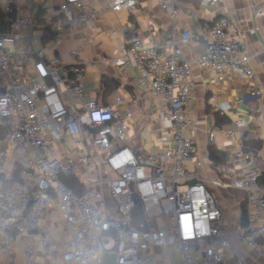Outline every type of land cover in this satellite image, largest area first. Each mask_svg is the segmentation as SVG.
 Listing matches in <instances>:
<instances>
[{
    "label": "built area",
    "instance_id": "obj_1",
    "mask_svg": "<svg viewBox=\"0 0 264 264\" xmlns=\"http://www.w3.org/2000/svg\"><path fill=\"white\" fill-rule=\"evenodd\" d=\"M22 1L29 2L0 0V73L4 76L0 117L8 121L7 131L0 138V161L5 155L2 143L26 154V175L32 176L35 184L27 190H0L1 249L9 252L16 242H22L19 264H103L104 251L114 252L117 264H249L240 256L242 246L264 257V187L258 182L261 168L254 154L240 143L236 156L244 168L241 175L227 163L215 167L220 176L218 185L245 194V224L239 222L231 230L235 245L220 228L221 211L205 181L195 178L187 168L196 159L195 140L183 135L193 126L192 66L181 58L179 43L194 34L183 29L177 39L168 36L145 45L141 33L131 27L129 45L116 56L122 66L138 68L140 81H151L152 95L162 98L167 108L165 117L174 146L140 155L126 143L129 115L116 106L125 99L117 96L111 104H98L84 98L86 62L79 58L77 49L70 50L72 63L59 66L58 58L46 54L43 48L16 46L20 31L37 25L33 15L18 14ZM92 1L95 0H61L60 10L65 16L76 12L79 21L92 23L104 10L131 11L140 2L105 0V6L98 9ZM200 2L219 4V0ZM158 3L173 18L177 15L172 0ZM44 24L50 26L54 39L59 41L68 21L49 15ZM195 65L209 73L210 83L222 82L232 73L243 75L250 81V94H260L256 72L237 28L228 18L209 26L205 49ZM62 90L79 104L78 110L65 104ZM235 125L234 131L224 130L225 136L242 137L243 121L238 119ZM84 131L94 154L102 157L113 177L83 180L78 187H69L61 176L79 181L93 170V155L87 149ZM213 136L210 131L209 137ZM63 140L71 151L60 144ZM102 182L108 184L113 211L97 204ZM52 197L57 198L55 210L64 221L68 240L55 242L51 246L54 260L45 262L35 258L34 230ZM155 204L161 207L165 224L159 223L160 215L152 212ZM136 206L142 215L138 222L133 215ZM111 237L112 248L105 249ZM166 246L176 250L175 256L160 251Z\"/></svg>",
    "mask_w": 264,
    "mask_h": 264
},
{
    "label": "crops",
    "instance_id": "obj_2",
    "mask_svg": "<svg viewBox=\"0 0 264 264\" xmlns=\"http://www.w3.org/2000/svg\"><path fill=\"white\" fill-rule=\"evenodd\" d=\"M158 1L140 0L131 11L104 10L92 23L79 21L77 13L73 11L65 16L60 10L61 0H29L28 4L22 1L18 14L33 15L37 25L29 30H21L15 44L30 46L33 50L43 48L46 54L58 58L59 66L72 63L74 56L70 50L77 49L79 58L86 62L84 98L94 99L98 104H111L117 96L123 97L125 101L116 106L120 112L129 115L126 143L136 154L146 155L174 146L170 141L169 120L165 117L166 104L162 98L152 95L149 79L140 81L136 66H122L116 56L129 45L131 27L141 33L145 45L161 42L168 36L177 39L183 29L190 30L194 37L179 43L181 58L192 66L190 108L193 126L185 129L183 135L195 140L194 160L199 161L200 165L192 160L187 168L195 178L205 181L221 211L218 222L220 228L235 245L231 230L240 222L242 204L247 211L245 194L241 190L218 185L220 176L215 167L227 163L235 168L237 175H241L244 168L236 156L240 143L245 141L253 149L260 144L257 153L252 148L249 151L254 154L261 168L258 182L264 187V0H219L218 6L190 0H172L178 9L174 18L160 8ZM91 3L98 9L106 4L105 0ZM49 15L68 21L59 41L54 39V35L43 31L40 20L45 21ZM220 18H228L237 28L249 63L257 75L259 95L250 94V81L243 75L232 73L222 82L210 83L209 73L195 65V60L205 49L209 26ZM3 89L4 76L0 73V93ZM61 96L69 108L79 109V104L72 102L67 91L62 90ZM238 119L244 123L242 137L225 136L224 130L227 128L233 131L237 129L235 121ZM4 122L6 120L0 117V124ZM210 131L214 132L212 139L209 137ZM83 133L87 149L93 155V170L83 174L79 183L83 180H102L104 176L113 177L102 157L94 154L87 132ZM60 144L72 150L65 140ZM1 146L5 147V155L0 161V190L15 187L32 189L35 182L32 176L26 175V154L4 143ZM210 149L219 154L221 161L216 162L210 157ZM101 190L102 196L97 204L113 211L115 206L106 182H102ZM56 203V197L48 200L44 214L34 230L35 258L39 261H53L51 246L55 242L65 243L68 240L64 221L55 210ZM158 222L165 224L167 219L159 218ZM23 246L22 242H16L9 252H4L0 247V264H19ZM160 251L172 256L176 254V250L169 246ZM239 252L241 258L249 264H264V257L249 246L239 247Z\"/></svg>",
    "mask_w": 264,
    "mask_h": 264
},
{
    "label": "trees",
    "instance_id": "obj_3",
    "mask_svg": "<svg viewBox=\"0 0 264 264\" xmlns=\"http://www.w3.org/2000/svg\"><path fill=\"white\" fill-rule=\"evenodd\" d=\"M190 1H193L194 3H196V2H197V3H200V0H190ZM53 18H54V17H53ZM54 19H57V18H54ZM40 23H45L44 19H43V20H40ZM43 31H44V33H46V34L48 33V34H50V35H54L52 29L50 28V26H49L48 24H44V25H43ZM104 82H105V80L103 79V83H104ZM7 128H8V121L6 120V122L0 124V138H2V137L5 135V133H6V131H7ZM243 146H244V147L246 146L245 148L248 149V150H250V149L252 148L251 150H252L254 153H257L258 149L260 148V144L255 145V146H254V149H253V147H248V146H247V142H245V141H243ZM209 154H210V157H211L212 159H214L216 162L221 161V160L219 159V154H217V152H216L215 150L210 149V150H209ZM259 178H260V177H259ZM60 179H61L65 184H67L69 187H78L79 184H80L79 181H78L75 177L61 176ZM245 201H246V200H245ZM241 208H242V214H241L240 224L244 225V224H245V216H246V211H245V206H244V204H242ZM133 215H134V218H135V222H138V221H140V220L142 219V215H141V213H140L139 206H136V207H135Z\"/></svg>",
    "mask_w": 264,
    "mask_h": 264
},
{
    "label": "water",
    "instance_id": "obj_4",
    "mask_svg": "<svg viewBox=\"0 0 264 264\" xmlns=\"http://www.w3.org/2000/svg\"><path fill=\"white\" fill-rule=\"evenodd\" d=\"M103 264H117L116 254L112 251H104Z\"/></svg>",
    "mask_w": 264,
    "mask_h": 264
},
{
    "label": "rangeland",
    "instance_id": "obj_5",
    "mask_svg": "<svg viewBox=\"0 0 264 264\" xmlns=\"http://www.w3.org/2000/svg\"><path fill=\"white\" fill-rule=\"evenodd\" d=\"M152 212L159 214L160 219L165 218V220H166V217L161 214V207L159 205H157V204L153 205L152 206ZM112 245H113V238L111 237V238H109L108 243L105 244V249L112 248ZM33 247H34V245H33Z\"/></svg>",
    "mask_w": 264,
    "mask_h": 264
}]
</instances>
